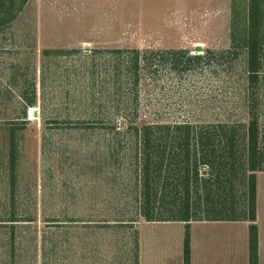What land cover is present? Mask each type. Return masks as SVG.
Instances as JSON below:
<instances>
[{"label": "rangeland", "instance_id": "rangeland-1", "mask_svg": "<svg viewBox=\"0 0 264 264\" xmlns=\"http://www.w3.org/2000/svg\"><path fill=\"white\" fill-rule=\"evenodd\" d=\"M234 1L242 14L246 1ZM232 3L27 0L0 32V264H42L44 257L58 254L59 240L79 234L53 227L88 223L97 219L96 212L109 210L107 200L114 193L110 175L121 169L108 157L111 149L105 136L74 121L92 113L89 103L99 90L94 84L107 77L104 69L113 62L109 51L184 49L217 54L229 46ZM44 50L67 53L43 55ZM214 58L206 68L186 76L158 68L154 82L151 75L143 80L142 114L161 120L245 123L242 101L231 91L242 66L230 70L224 59ZM100 64L103 67L96 68ZM34 79L39 104L23 118L20 93ZM261 110L264 113V84ZM10 133L15 138L14 190ZM165 227L179 232V226Z\"/></svg>", "mask_w": 264, "mask_h": 264}, {"label": "trees", "instance_id": "trees-1", "mask_svg": "<svg viewBox=\"0 0 264 264\" xmlns=\"http://www.w3.org/2000/svg\"><path fill=\"white\" fill-rule=\"evenodd\" d=\"M245 1L241 14L237 13L233 0L229 46L217 54L207 50L190 54L184 49L109 51L113 62L110 69H104L107 77L99 78L94 84L93 89L99 90L98 97L89 103L92 113L89 117L74 119L86 129H96L105 136V145L111 149L108 157L121 169L120 173L115 169L110 175L114 193L107 200L109 210L98 212L97 219L88 223L248 221L249 264H257L256 173L264 171V113L261 110L264 0ZM26 2L0 0V32L11 25ZM50 53L60 56L67 52L43 51V55ZM214 55L224 59V65L230 70L239 63L242 66L241 77L233 83L231 91L242 101L245 123L230 119L161 120L142 114L140 91L144 79L151 75L154 82L158 68L166 69L175 77L193 74L210 65ZM95 66L103 67L102 64ZM97 70V77H101L102 72ZM20 96L25 118L27 110L39 104L35 79ZM9 149L10 182L14 190L13 133H10ZM183 264H189L187 231Z\"/></svg>", "mask_w": 264, "mask_h": 264}, {"label": "crops", "instance_id": "crops-1", "mask_svg": "<svg viewBox=\"0 0 264 264\" xmlns=\"http://www.w3.org/2000/svg\"><path fill=\"white\" fill-rule=\"evenodd\" d=\"M173 225L179 226L178 234L164 230ZM255 225L257 264H264V171L256 173ZM248 226L242 220L57 225L53 228L79 234L59 240L58 254L44 257L42 264H183L185 231L189 264H249Z\"/></svg>", "mask_w": 264, "mask_h": 264}, {"label": "water", "instance_id": "water-1", "mask_svg": "<svg viewBox=\"0 0 264 264\" xmlns=\"http://www.w3.org/2000/svg\"><path fill=\"white\" fill-rule=\"evenodd\" d=\"M32 114H33L34 117H36V116H37V110L34 109V110L32 111Z\"/></svg>", "mask_w": 264, "mask_h": 264}]
</instances>
